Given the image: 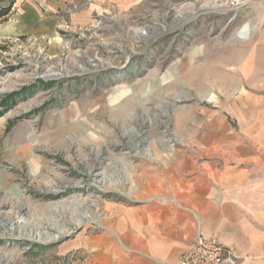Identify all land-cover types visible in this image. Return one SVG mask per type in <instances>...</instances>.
Listing matches in <instances>:
<instances>
[{"label":"rangeland","instance_id":"374dc122","mask_svg":"<svg viewBox=\"0 0 264 264\" xmlns=\"http://www.w3.org/2000/svg\"><path fill=\"white\" fill-rule=\"evenodd\" d=\"M21 6L36 16L27 27L14 20ZM0 7H7L0 28L18 29L0 33V264H82L79 248L62 251L83 236L113 233L112 208L144 203L158 177L173 175L170 151L187 155L214 129L202 110L239 131V109L251 97L264 100L260 51L243 69L260 77L240 86L232 112L205 101L222 102L225 90L197 75L199 62H244L243 45L228 41L262 15L263 30L264 0H9ZM261 39L251 42L261 47ZM201 72L216 79L214 69Z\"/></svg>","mask_w":264,"mask_h":264},{"label":"crops","instance_id":"0c3cea01","mask_svg":"<svg viewBox=\"0 0 264 264\" xmlns=\"http://www.w3.org/2000/svg\"><path fill=\"white\" fill-rule=\"evenodd\" d=\"M5 1L9 0L0 4ZM13 7L16 8L15 4ZM6 10L7 7H0V19L5 17ZM27 10L30 8H17L14 20L19 27H27V22L36 20L35 14L29 15ZM262 25L263 15L235 32L228 41L229 45L238 41L243 45V63L230 58L214 59V64L199 62L198 82L213 87L217 93L220 87L225 90L223 97L218 95L222 102L213 96L205 101L232 112L234 96L241 94L240 86H249L260 77L243 69L248 62L255 63L253 52L260 51L264 57V46L252 44L256 39L264 41ZM17 30L3 26L0 33L10 36ZM245 40L249 42L245 44ZM218 41L214 43L218 45ZM248 52L252 54L247 56ZM196 56L199 61L201 54ZM263 60L260 58L256 64ZM204 69H214L216 79L212 81L203 74ZM167 77L174 78L169 73ZM185 83L184 86L190 85ZM234 88L237 93L231 94ZM247 103L248 107L239 109L235 116L239 118V131L231 130L226 116L200 110L201 115L215 119L208 122L214 129L211 133L206 131L204 138H195L187 155L170 151L168 163L173 161L169 163L173 175L158 177L157 189L145 192L144 203L112 208L113 233L83 236L79 244L67 245L62 252L79 248L87 258L82 264H182L180 257L194 241L199 222L204 233L216 236L222 246L236 251V264H264V100L251 97ZM184 110L187 109L181 111ZM162 157L161 154L157 162Z\"/></svg>","mask_w":264,"mask_h":264},{"label":"built area","instance_id":"2783aa9c","mask_svg":"<svg viewBox=\"0 0 264 264\" xmlns=\"http://www.w3.org/2000/svg\"><path fill=\"white\" fill-rule=\"evenodd\" d=\"M180 260L182 264H236L238 257L232 247L222 246L216 236L204 233L198 222L195 239Z\"/></svg>","mask_w":264,"mask_h":264},{"label":"trees","instance_id":"16d2710c","mask_svg":"<svg viewBox=\"0 0 264 264\" xmlns=\"http://www.w3.org/2000/svg\"><path fill=\"white\" fill-rule=\"evenodd\" d=\"M0 1H2V0H0Z\"/></svg>","mask_w":264,"mask_h":264}]
</instances>
